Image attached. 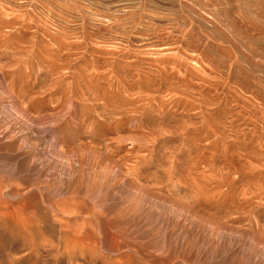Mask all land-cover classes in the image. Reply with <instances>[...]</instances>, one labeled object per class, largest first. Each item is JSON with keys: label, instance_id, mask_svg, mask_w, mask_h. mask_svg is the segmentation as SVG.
Wrapping results in <instances>:
<instances>
[{"label": "rangeland", "instance_id": "rangeland-1", "mask_svg": "<svg viewBox=\"0 0 264 264\" xmlns=\"http://www.w3.org/2000/svg\"><path fill=\"white\" fill-rule=\"evenodd\" d=\"M48 263L264 264V0H0V264Z\"/></svg>", "mask_w": 264, "mask_h": 264}, {"label": "bare ground", "instance_id": "bare-ground-1", "mask_svg": "<svg viewBox=\"0 0 264 264\" xmlns=\"http://www.w3.org/2000/svg\"><path fill=\"white\" fill-rule=\"evenodd\" d=\"M112 111V110H111ZM127 113H129V114H127ZM132 113V114H131ZM110 115H111V117L113 118V119H116V116H118V117H121V119H128V120H130V121H132L133 119H136V118H134V116L132 117V115H134L133 114V110L132 111H129V110H127L126 112H124V113H121L120 111H112V112H110ZM131 115V116H130ZM74 116V115H73ZM73 116L71 115V119H73ZM69 117V116H68ZM140 117V116H139ZM138 117V119H140ZM114 121V120H113ZM134 122V121H133ZM157 130V129H156ZM97 218V217H96ZM103 219V218H102ZM3 228V227H2ZM7 228V227H6ZM33 231V230H32ZM34 232V231H33ZM33 234V233H32ZM107 234V233H106ZM27 235V234H26ZM74 235V234H73ZM84 234H79V237H81V236H83ZM87 235V234H86ZM24 236V235H23ZM28 236V235H27ZM67 236H68V234H67ZM107 236V235H106ZM31 237H32V235H31ZM76 238V236H74V238H73V240ZM77 238H78V235H77ZM83 239V238H82ZM81 238L79 239L80 241L82 240ZM86 239V238H85ZM112 239V238H111ZM78 240V239H77ZM78 240V241H79ZM103 241V240H102ZM101 241V242H102ZM75 243H76V239H75V241H74ZM84 242V241H83ZM82 242V243H83ZM105 242V241H104ZM113 242V241H112ZM95 244V243H94ZM115 244V243H114ZM114 244H111L112 246L114 245ZM76 245H79V243H76ZM116 245H118L117 243H116ZM125 245H127V244H125ZM129 245L131 246V244H128V247H129ZM75 246V245H74ZM85 246V245H84ZM83 246V244L81 245V247H84ZM104 246V245H103ZM102 246V247H103ZM124 246V245H123ZM86 247V246H85ZM84 247V248H85ZM113 247H115V245L113 246ZM119 247V246H118ZM126 248V247H125ZM131 248V247H130ZM74 249H76V248H73V250ZM116 249V248H115ZM119 249V248H118ZM133 249V248H132ZM117 250V249H116ZM131 250V249H130ZM153 250V249H152ZM75 251V250H74ZM107 251V250H106ZM70 252H72V251H70ZM140 252V251H139ZM139 254V253H138ZM109 255V254H108ZM111 255V254H110ZM148 254H146V256H147ZM146 256H144V257H146ZM148 257V259L150 258L149 257V255L147 256ZM153 257V259H154V255L152 256V254H151V258ZM70 259H72V258H70ZM153 259H149L150 261L152 260V262L153 261H156L155 259L153 260ZM150 261H148V262H150ZM59 263V262H58ZM151 263V262H150ZM154 263V262H153ZM48 264H50V263H48Z\"/></svg>", "mask_w": 264, "mask_h": 264}]
</instances>
